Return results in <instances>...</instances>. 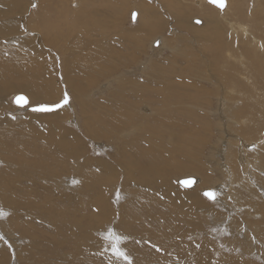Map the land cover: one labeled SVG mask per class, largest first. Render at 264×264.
<instances>
[{
  "label": "rangeland",
  "instance_id": "obj_1",
  "mask_svg": "<svg viewBox=\"0 0 264 264\" xmlns=\"http://www.w3.org/2000/svg\"><path fill=\"white\" fill-rule=\"evenodd\" d=\"M9 1L0 0L2 7L9 12L7 16H0V43L5 47L0 46V56L8 68L20 61L17 67L22 68L24 73L16 75L17 80L6 82L12 86L19 82L22 88L10 89L5 83L10 91L0 93V209L8 213L0 217V235L3 236L0 239V264H126L104 251V240L100 233L110 227L128 237L122 247L131 256L133 264H264V0H226L227 6L223 10L206 0H17L12 6L6 4ZM178 4L183 8V14H188L187 19L182 18L180 22L177 18L181 16ZM148 6L154 12L152 17L146 9ZM194 18L199 19V23ZM214 20H217L219 30L213 27ZM159 21L161 26L157 30ZM192 26L198 28L202 36L212 33L214 37H207L212 41L206 38V45L205 42L201 44L203 40L198 38L201 35L196 36L197 33L189 29ZM134 43L136 49L131 48ZM15 52L29 58L21 60ZM207 52L214 55L220 53V65L225 62V67H220L226 70L229 81L219 85L212 82L215 84L213 86L209 80L195 73L187 77L189 83L184 82L192 86L195 84L192 88H179L181 94L186 91L193 94L197 86L205 89L218 87L222 92L221 95L211 96L208 116L198 108L197 113L203 114L207 121L201 116L204 121L200 119L196 124L194 121L188 123L187 116L184 119V127H202H195L193 132L196 134L188 133V136L198 137L196 141L188 138L182 141L186 145L189 143L187 147L191 146L194 153L188 155L194 158L188 160L196 163L199 171L183 168L179 170L180 173L178 166L175 167L177 171L169 170L175 165L171 166L164 170L163 179L158 178L157 182L143 190V197L139 195V190L132 191V187L137 186L132 177L139 175V167L129 169L130 173L135 172L126 181L129 185H124L122 178L127 175L128 169L119 167L117 172L125 176L112 180L114 167L124 157L120 156L122 142L136 135V130L110 138L95 137L93 131H89L93 127L91 115L105 110L107 101L114 102L113 93L118 91L121 84L130 85L132 77L135 81L145 79L154 60L173 66L178 71L186 69L188 63L189 68L196 61L202 63ZM129 54L131 59L119 60ZM93 55L109 63L111 69L106 74L94 71L92 76L96 74V79L84 98L93 107L82 114L74 93L75 88L81 85L78 78L85 74L83 76L81 71L76 72L74 68L83 61H93ZM71 65L74 67H69ZM205 67L208 70V64ZM86 77L84 85L93 78ZM149 79L156 82L153 77ZM186 87L189 90L184 91ZM53 90L55 96L50 98L41 97L39 93H52ZM20 92L35 102L58 101L67 92L70 102L52 113L32 112L27 107L18 108L11 102L12 97ZM121 93L124 99L135 100L125 91ZM152 95L157 97L154 92ZM218 98H223L225 106L219 101L217 108ZM141 99L137 98L140 105L133 109L136 115H154L156 109L152 111L151 104ZM213 108L218 109L221 115L214 116ZM181 117L179 113L174 120L179 121ZM219 133H222V138ZM202 137L207 139L206 144H199ZM219 138L224 140L222 146L225 145V152L214 151L218 150L214 146L222 142L216 140ZM50 140L55 147L50 146ZM42 148H49V151ZM9 149L15 153L8 154ZM179 153L185 158L181 154L183 151ZM221 153L223 155L219 157ZM165 154L168 160L175 152ZM171 158V164L186 162L181 157L178 159L182 160L177 163L174 157ZM52 162L59 164L58 167L53 168ZM121 165L126 166V163ZM199 166L211 179H206L209 182L205 180L201 186L204 189H198L197 197L203 203V210L187 196L184 197L185 190H197V186L189 189L176 183L177 177L193 176L196 179L197 174H203L199 173L203 170ZM225 166L227 170L222 169ZM51 169L56 170L51 172ZM54 175L61 181L52 178L54 182H51L49 177ZM84 177L92 179L100 191H107L106 199L102 198L103 202L107 201L104 202L102 215L104 224L99 228L96 227L98 216L91 210V205L82 209V199L70 198L63 202L61 197L76 196V187L81 186ZM72 179L79 183L73 184ZM214 181L226 185L219 194V201H210L201 192L213 185ZM170 187L174 190L173 194H169L172 210L166 202L158 198L154 200V193L150 190L165 193ZM116 191L120 192L119 199L115 197ZM84 195L83 204H92L93 194ZM139 204L146 206L143 213L139 211L143 208ZM89 210L88 218H81ZM208 214L211 217L206 216ZM197 218L199 221L195 222ZM82 224L94 227L85 229ZM171 229L187 233L197 230L194 236H185V241L189 242H185L186 245L192 244L197 248H190L187 252L182 250V246L172 244L175 240L170 238ZM179 237H182L181 233ZM203 237L209 242L205 258H202L205 252H201L197 244ZM136 251L140 252L139 256Z\"/></svg>",
  "mask_w": 264,
  "mask_h": 264
},
{
  "label": "bare ground",
  "instance_id": "obj_2",
  "mask_svg": "<svg viewBox=\"0 0 264 264\" xmlns=\"http://www.w3.org/2000/svg\"><path fill=\"white\" fill-rule=\"evenodd\" d=\"M7 1V0H6ZM207 1V0H206ZM1 3V2H0ZM17 3V0H10L9 3L6 2V4H10L11 6L12 5H15ZM141 4H144V3H141ZM226 6H227V1H226ZM178 11L179 13H181L180 15L181 16H178V21L180 22V20L182 18H186L188 17V14H183V8L179 7V4H178ZM147 10L150 11L151 15H149L150 17L153 16V10L148 6L146 7ZM220 9V8H218ZM221 10V9H220ZM218 10V11H220ZM177 12V11H176ZM185 12V11H184ZM178 13V12H177ZM178 13V14H179ZM9 14V12L7 10L4 9V7H2V4H0V16L3 15V16H7ZM10 17V16H9ZM176 18V20H177ZM195 19V18H194ZM160 21H162L161 19H159ZM157 22V30L159 28V26H161V22ZM228 22V21H227ZM7 24V23H6ZM213 27H215V29L219 28L217 26V20H214L213 21ZM144 25V23H142V26ZM181 25H183L181 23ZM11 26V25H10ZM184 26V25H183ZM234 27V26H233ZM7 29V28H6ZM192 32H194L196 34V36L198 35H201L200 34V30L198 28H196L195 26L193 27H190L189 28ZM155 30V31H157ZM194 30H198V31H194ZM219 30V29H217ZM244 30V29H243ZM140 32H142L143 34H145V32L142 30V29H139ZM212 33L211 34H208V36H198V38H200V40L202 41L201 44L203 42H205L204 40L207 38V37H210V39L212 38L211 37ZM195 36V35H194ZM213 36V35H212ZM216 36V35H215ZM157 37V36H156ZM214 37V36H213ZM158 38V37H157ZM160 39V38H159ZM163 39V38H162ZM209 39V40H210ZM216 39V38H215ZM214 39V40H215ZM208 38H207V41H209ZM217 40V39H216ZM216 40L214 42H216ZM219 40V39H218ZM140 41V40H139ZM161 41V40H160ZM212 41V40H210ZM260 42V41H259ZM141 43V41H140ZM209 42H207L208 44ZM222 43V42H221ZM224 43V42H223ZM256 45H257V42H255ZM136 43L132 44L131 48L132 49H136L137 46L135 45ZM206 45V42L204 43ZM213 44V43H212ZM134 45V46H133ZM200 45V43H199ZM209 45V44H208ZM216 45V44H215ZM224 45V44H222ZM0 46H2V43H0ZM203 46V45H202ZM201 46V47H202ZM214 46V45H213ZM218 46V44H217ZM212 47V46H211ZM221 47V46H220ZM219 47V48H220ZM258 47V46H257ZM2 48H5L4 46H2ZM207 48V47H206ZM209 48V47H208ZM157 50V49H156ZM206 50V49H205ZM210 50V48H209ZM208 50V51H209ZM264 50V49H263ZM16 51V50H14ZM161 51V50H160ZM207 51V50H206ZM204 51V52H206ZM11 52V51H10ZM13 53V51H12ZM17 54V52H15ZM208 54L203 58V62L201 63H198L199 61H196L195 65H193L194 63H192L191 67L192 68H189V63L187 65V68L184 69V70H178L175 69L173 66H167V65H164L163 63H160V62H152V67L149 69V72L146 73L147 77L145 79H141V80H136L135 79H130L129 80V83L130 85H120L119 88H118V91L113 93L114 95V102H111V101H107L106 102V108L105 110H103L102 112L100 113H95V114H92V120H93V127L91 129H89V131H93V135L95 137H103V138H110L112 135H117V134H124V133H127L128 131H131L132 129L136 130V135L124 140L122 142V146H121V154L120 156H124L123 158H120V164L115 166L114 169H113V172L111 174V178L112 180L116 181L118 177H122V176H125L124 175H121L119 172H117V169H128L127 170V175L125 177H122L124 179V185H129V182H126L127 180H130L131 177H132V173L133 172H129V169L131 168V170H133L135 167H139V175H133L132 179L134 178L135 180V183L137 186H135V188L132 187V191H135L136 190H139V195L140 196H144V193H143V190L148 188V185L149 184H152V183H155L157 182L158 178L163 179V175L165 174L164 170L171 167V166H174L172 168H170L169 170H174L176 166H178V172H180L179 170L183 168H186L185 170H187V168H190L192 170H195L196 169V163H193L192 159V156L190 157L188 154H193L192 153V149H191V146H188L187 145L189 144H184L182 141L186 140L187 138L191 141H196V139L198 137H194V136H188V133H195L193 131H195V127L194 125L193 126H189L186 125L184 127V119H185V116H187V119H188V123H192L194 121V123L196 124V121L197 122H200V116L203 117V119H205V116L201 113H197L199 112L198 111V108H200L201 110H203V112H205L208 116V111L207 109L210 107V100H211V96H215L216 94L218 95H221V89L218 88V87H214V89H205L204 87H195V92L193 94L189 93L188 91L184 92V93H180L179 92V88L182 87V86H189L191 87L192 85H187L185 84L184 82L187 81L188 82V78L187 77H191L193 76L195 73L196 75H198L199 77H201L202 79H206V81H210L211 84L212 82L214 83H217V85L219 84H222V83H227L229 81V76L228 74L226 73V70H223V68L225 66H223L225 64V62L223 63V65L221 64L220 65V53L218 55H214L212 52H207ZM9 54V53H8ZM14 54V53H13ZM204 54V53H203ZM186 55H189V54H186ZM194 55V54H193ZM11 56V55H10ZM16 56H20V59H28L29 56L28 55H24V54H17ZM202 56V55H201ZM204 56V55H203ZM90 57V56H89ZM190 57V56H188ZM92 58V57H91ZM119 58V55L118 57ZM223 58V57H222ZM93 61L90 60V63L89 61L88 62H81V63H78L79 65H77L78 67H75L74 68V71H81L82 72V75L85 74L84 77H79L78 78V81L79 83H81L80 87H76L75 88V98L78 102V104L80 105V112L83 114L84 112H88V110L92 109V105L91 104H88L84 101V98H85V95L89 92L88 88L89 86L95 81L96 79V74L94 76H92L94 74V71L98 72V73H103V74H106V73H109V72H106V71H109L111 69V65L107 62H103V60L99 59L98 57L94 56L93 55ZM131 59V55L129 54V56L125 55L124 57H121V59L119 60H124V61H127ZM183 59V58H182ZM181 59V60H182ZM194 59V58H193ZM89 60V59H88ZM223 60V59H222ZM12 61V60H11ZM29 61V60H28ZM27 61V62H28ZM188 61V60H187ZM17 63V62H16ZM14 63L13 65H11V68H8L6 65V61L1 59V56H0V93L2 92H8L10 91L9 89L6 88V85L5 83L6 82H9L10 79H14V80H17V76L16 75H20V74H23L24 72H22V68H19L17 66H19L18 64L15 66ZM89 63V64H88ZM12 64V63H11ZM21 64V63H20ZM28 64V63H26ZM140 64V63H139ZM142 64V63H141ZM205 64H208V70L206 69L205 67ZM29 65V64H28ZM139 66V65H138ZM220 66H223V68H221ZM69 67H74L73 65L69 66ZM260 67H263V65H260ZM4 68H6L5 70H3ZM144 69V68H143ZM221 69V70H220ZM3 70V71H2ZM141 70V68H140ZM204 71V72H203ZM4 72V73H2ZM31 73V72H30ZM97 73V74H98ZM87 74V75H86ZM144 74V73H143ZM149 74V75H148ZM81 75V74H80ZM126 75V74H125ZM191 75V76H190ZM201 75V76H200ZM86 76H89V77H93L92 78V81L88 82L87 85H84L83 83V80L85 78V81L87 79ZM103 76V75H102ZM153 77L155 79L156 82H153L151 79H149V77ZM194 78V77H193ZM200 78V79H201ZM113 79V78H112ZM199 79V80H200ZM192 80V79H190ZM11 81V80H10ZM193 81V80H192ZM198 81V80H197ZM203 81V80H202ZM4 82V83H3ZM12 82V81H11ZM18 81H16L17 83ZM97 83V82H96ZM95 83V84H96ZM111 83V82H110ZM189 83V82H188ZM207 83V82H206ZM8 84V83H6ZM197 84V83H196ZM10 86V89L12 88H22V86L19 84V82L17 84H15L14 86H12L11 84H8ZM195 85V84H194ZM193 85V86H194ZM213 85V84H212ZM215 85V84H214ZM213 85V86H214ZM192 86V87H193ZM191 87V88H192ZM58 88V87H57ZM108 88V87H107ZM183 88V87H182ZM185 88V87H184ZM216 88V89H215ZM49 89V88H48ZM91 89V88H90ZM96 89V88H95ZM220 89V90H219ZM51 90V88H50ZM93 90V89H92ZM162 90V92H161ZM185 90H189L188 87H186ZM47 91V90H46ZM46 91H40L39 93L41 94V97H52V96H55L53 95L54 94V90L53 92H49L48 93ZM122 91H125L126 93L129 94V96L133 97L135 100L133 99H130V98H127V99H124L123 96H122ZM160 91V92H159ZM181 91V90H180ZM156 93L157 94V97H153L152 93ZM171 93V94H169ZM227 93V92H226ZM56 94V93H55ZM138 97H142L141 101L143 100H146L148 101V105L151 104L152 106V111L154 109H156L155 111V114L152 115V116H148V115H141V114H138L136 115V113L133 111V109L138 106V104L140 103L139 101H137V98ZM223 97V95H222ZM224 98V97H223ZM223 98H218L219 100H217L218 104L217 105V108H219L218 106H220L219 104V101H221V104L223 106L224 105V100ZM183 101V102H182ZM145 102V101H144ZM140 105V104H139ZM142 106V105H141ZM143 107V106H142ZM140 107V109L142 108ZM66 108V107H65ZM128 111H127V110ZM149 109V108H148ZM147 110V109H146ZM209 110H212L211 108ZM213 110L215 111V114L214 116H219L221 115L219 113V110L218 109H214ZM145 111V110H144ZM202 112V113H203ZM84 113V114H86ZM180 113V116L182 114V117L179 118L180 120H174V116L176 117L177 114ZM214 113V112H213ZM238 113V112H237ZM236 113V114H237ZM205 114V115H206ZM226 116V115H223V117ZM95 117V119H94ZM179 117V115H178ZM158 118V119H157ZM199 118V119H198ZM220 118V117H219ZM110 119V120H109ZM203 119H201L202 121H204ZM229 119V118H228ZM227 119V120H228ZM186 120V119H185ZM208 119H205V121H207ZM220 120V119H219ZM230 120V119H229ZM181 121L183 123H181ZM187 122V121H185ZM221 122V121H220ZM231 122H232V119H231ZM241 122V121H239ZM86 124V123H85ZM229 124V123H228ZM218 126H222L221 124H218ZM238 126V125H237ZM201 127V126H200ZM199 127V128H200ZM197 128V127H196ZM197 128V129H199ZM202 128V127H201ZM200 128V129H201ZM237 128V127H236ZM140 129V130H139ZM238 129V128H237ZM207 130V129H206ZM205 130V132H206ZM235 130V128H234ZM237 131V130H236ZM132 132V131H131ZM215 132V131H214ZM221 132V131H220ZM92 133V132H91ZM198 133V132H197ZM196 134V133H195ZM194 134V135H195ZM201 134V133H200ZM220 136L222 133H219ZM125 135V134H124ZM203 135V134H202ZM205 135V134H204ZM225 135V134H224ZM223 136V135H222ZM222 136L220 138H222ZM235 137V136H234ZM240 137V136H239ZM203 138V137H202ZM202 142L199 143V144H206V140L205 137L202 139ZM218 138V137H217ZM216 139L217 141H222V139ZM209 139V138H208ZM229 139V138H228ZM218 141V142H219ZM243 141V140H242ZM242 141H240L239 143H242ZM172 142V144H171ZM230 142V141H229ZM2 143V142H0ZM29 143V142H28ZM50 143V146L51 147H55L53 145V142L50 140L49 141ZM226 143H227V140H226ZM244 143V142H243ZM30 144V143H29ZM222 144H225L224 143V140L219 144H216L214 147L218 150H214L215 152L218 151L219 153L220 152H225L224 151V147L225 145L222 146ZM230 144V143H229ZM252 144V143H251ZM193 145V144H192ZM242 146V145H241ZM244 146H247L244 145ZM243 146V147H244ZM250 146V145H249ZM50 147V148H51ZM242 147V148H243ZM32 148V147H31ZM200 148V147H199ZM214 148V149H215ZM226 148V147H225ZM18 150V148H16ZM44 149L45 151H49V148H42ZM21 150V149H20ZM19 150V151H20ZM194 150V149H193ZM198 150V149H197ZM169 151H172L175 152L174 155H171L172 157H174L173 159L175 160V162H179V160L181 161L182 159H185L186 160V164L185 163H179V164H171L172 162L169 161V159L167 160V158L165 156H167L165 153H169ZM183 151V155H185V158L180 156V153ZM213 151V150H212ZM33 152V151H32ZM217 152V153H218ZM7 153L8 154H12V153H15V151L13 149H9L7 150ZM163 153L165 155H163ZM196 153V152H195ZM211 153V151H210ZM214 153V152H212ZM34 154V153H33ZM40 154V153H38ZM13 155V154H12ZM218 155V154H216ZM223 154H219V157L222 156ZM234 155V154H233ZM39 156V155H38ZM175 156H177L178 158L181 157L182 159H178L176 158ZM194 156V155H193ZM218 157V156H217ZM225 157V156H224ZM11 158V157H10ZM188 158H192L191 159V163L189 162ZM226 158V157H225ZM224 158V159H225ZM8 159V158H7ZM172 159V158H171ZM215 160V158H213ZM9 160V159H8ZM12 160V158H11ZM227 158L225 159L224 162H226ZM13 161V160H12ZM169 161V162H168ZM197 161V159H196ZM123 162L126 163V166L124 165H121ZM195 162V161H194ZM198 162V161H197ZM215 162V161H213ZM212 162V163H213ZM16 163V162H15ZM53 163V162H52ZM51 163V164H52ZM163 163V164H162ZM216 163V162H215ZM54 164V163H53ZM160 164V167H158ZM162 164V165H161ZM194 164V165H192ZM36 165V164H35ZM59 164H54L53 168H56V166L58 167ZM158 165V166H157ZM199 165V164H197ZM216 165V164H215ZM224 165V164H223ZM27 166V165H26ZM51 166V165H50ZM47 167V166H46ZM45 167V168H46ZM120 167V168H119ZM201 167V166H199ZM23 168V167H22ZM25 168V167H24ZM23 168V169H24ZM36 168V167H35ZM202 168V167H201ZM203 169V168H202ZM223 170H227L226 166L225 167H222ZM25 170V169H24ZM56 169H51V172H54ZM137 170V169H136ZM168 170V169H167ZM176 170V169H175ZM197 171H199L198 169H196ZM177 171V170H176ZM196 171V172H197ZM206 171V170H205ZM124 172V170L122 171ZM126 172V171H125ZM168 171H166L167 173ZM184 172V171H183ZM193 171H191L190 173H192ZM203 173V174H200L198 175L197 173V177H196V183L193 185V186H197V190L195 189H192V188H189V189H192V190H185L184 191V197H186L187 199H189L190 201H193L196 206L203 210L204 208L202 207L201 204H203L201 202V200L197 197V194H198V189L203 186V184L205 183V180L208 179L209 177L206 176L205 172H204V169L202 171H200L199 173ZM218 172V171H217ZM229 172V171H227ZM232 172V171H231ZM135 173V172H134ZM133 173V174H134ZM171 173V172H170ZM173 173V172H172ZM175 173V172H174ZM181 173V172H180ZM118 174V175H117ZM137 174V172H136ZM210 174V173H209ZM218 174V173H217ZM231 174V173H230ZM195 175V174H193ZM204 175V176H202ZM226 175V174H225ZM137 176V177H136ZM230 177H232L231 175H229ZM68 177V176H67ZM145 177H149V178H146ZM181 177V176H180ZM51 180L52 178L56 181H61L56 175L54 176H50L49 177ZM73 178V177H72ZM218 178V177H217ZM210 179V178H209ZM208 179V180H209ZM220 179V178H219ZM227 179V177H226ZM231 179V178H230ZM67 179L64 180V182H66ZM73 180V179H72ZM122 180V179H121ZM206 180V181H208ZM211 180V179H210ZM209 180V181H210ZM46 181V180H45ZM50 181V180H49ZM55 181V182H56ZM68 181V180H67ZM70 181V180H69ZM208 181V182H209ZM51 182H54L53 180ZM171 182V181H169ZM224 183V181H221ZM229 182V181H228ZM226 182V183H228ZM62 183V182H61ZM67 183V182H66ZM257 183V182H256ZM122 184V183H121ZM213 184V183H212ZM238 184V183H237ZM64 185V184H63ZM132 185V184H131ZM228 185V184H227ZM80 185H77V192H76V196H72V195H65V196H61L62 197V200L63 202L66 201V200H70V198H75L77 200H83V198H85L86 196L84 195V193H88V194H93V200H92V204H83V201L81 200V208L84 209L85 207L91 205V210L94 212H96L97 214V218H96V221L98 222V224H96V222H93L94 224H96V227L99 228V227H102L103 226V216H104V213H103V210L105 209L104 207V202L106 203L107 201L105 200L104 202L102 201V198L106 199V195H107V191L106 190H99L97 184L90 178H87V177H84L83 178V182L81 184V186L79 187ZM212 186V187H211ZM116 187V186H115ZM130 187V186H129ZM208 187V186H206ZM229 187V186H227ZM47 188V187H46ZM51 188V185L50 187ZM48 188V189H49ZM56 188H60V187H56ZM203 188V187H201ZM209 188H212L214 190H216L219 194L222 190H225L226 188V185L224 184H221V183H215L214 181V184L213 185H210ZM208 188V189H209ZM239 188V187H238ZM260 188V187H259ZM52 189V188H51ZM54 189V188H53ZM128 189V188H127ZM204 189V188H203ZM151 190V193H154V200H156L158 198V200H161L163 201L164 203L166 202V205L167 207H169L170 210L173 209V204H172V201L170 200V197H169V194H173L174 193V190L172 187L168 188L165 190V193H161L160 191L157 192L156 189H150ZM201 190V189H200ZM128 191V190H127ZM62 192V191H61ZM72 192V191H71ZM113 192V191H112ZM117 192V191H116ZM129 192V191H128ZM203 192V191H201ZM23 193V192H22ZM58 194V193H56ZM116 194V193H115ZM122 194V193H121ZM224 194V193H223ZM47 195V194H46ZM59 195V194H58ZM199 195V194H198ZM222 195V194H221ZM83 196V197H82ZM117 195H115L116 197ZM125 196V195H123ZM226 196V195H225ZM221 196L218 195L217 197V201H219V198ZM230 197V196H229ZM233 197V196H232ZM90 198V197H89ZM135 198H138V197H135ZM163 198V199H161ZM225 198V197H224ZM228 197H226V200ZM19 199V198H18ZM134 199V198H132ZM132 199L130 200V202L132 201ZM223 200V198H222ZM249 200V199H248ZM224 201V200H223ZM151 202H156V201H151ZM227 203V201H225ZM224 202V203H225ZM161 203V202H160ZM220 203V202H219ZM128 204V203H127ZM153 204V203H152ZM131 205L134 206V204L131 203ZM142 205L141 207H143V204H139V206ZM161 205V204H160ZM132 206V207H133ZM137 206V205H136ZM257 206V205H256ZM69 207V206H68ZM144 207H146L144 205ZM142 208V210L138 209L140 212L142 211V213L146 210V208ZM232 207V206H231ZM237 207V206H235ZM140 208V207H139ZM136 209V208H135ZM161 209H164V208H161ZM167 209V208H166ZM165 209V210H166ZM232 209V208H231ZM71 210V209H70ZM78 210V209H77ZM137 210V209H136ZM137 210V211H138ZM160 210V208H159ZM200 210V211H201ZM133 210L130 209V212H132ZM136 211V213H137ZM148 211V210H147ZM91 212L90 210L87 211V213H83L81 215V218H88L87 214ZM134 212V211H133ZM149 212V211H148ZM151 212V211H150ZM168 212V211H166ZM252 212V211H251ZM254 212V211H253ZM135 213V212H134ZM139 213V212H138ZM141 213V214H142ZM140 214V213H139ZM211 214V213H210ZM210 214L206 215V216H209ZM74 215V214H73ZM103 215V216H102ZM143 215V214H142ZM212 215V214H211ZM211 215L209 217H211ZM132 217V216H131ZM195 218V217H193ZM94 219V218H93ZM162 219V218H161ZM191 219V218H190ZM198 219V218H197ZM191 221H193L191 219ZM195 222L196 221H199L198 220H194ZM114 222V221H112ZM162 222V221H161ZM193 223V222H192ZM50 224V223H49ZM110 224V223H109ZM164 224V223H163ZM52 225V223H51ZM59 225V224H58ZM112 225V224H111ZM115 225V224H114ZM61 226V225H60ZM82 226H84L85 229H90L93 228L94 226L91 225V224H82ZM109 225H107L106 227H108ZM113 226V225H112ZM231 226V225H230ZM234 226V225H233ZM232 226V227H233ZM51 227V226H50ZM57 227V226H55ZM236 227V226H235ZM234 227V228H235ZM65 228V226H64ZM57 229V228H56ZM60 229V228H59ZM62 229V228H61ZM104 229V228H103ZM101 229V230H103ZM108 229V228H107ZM161 229V228H159ZM170 229V228H169ZM173 229V228H172ZM171 229V236L170 238L173 240H175V242H173L172 244L174 245H180L182 246V250L183 251H190V248L192 249H195L197 248V246L194 248V246H192V244H189V245H186V243H189L187 241H185V236H189L190 234L192 236H194L196 233L197 230H191L190 233H187V232H184V231H181V230H177V231H173ZM226 229V228H224ZM167 230V229H166ZM235 230V229H234ZM61 231V230H60ZM105 231V230H104ZM162 231V230H161ZM199 231V230H198ZM210 231V230H209ZM240 231V230H239ZM100 232V231H99ZM102 232V231H101ZM241 232V231H240ZM87 233V232H86ZM90 233V232H88ZM164 233V232H162ZM179 233L182 234V237H179L178 238V235ZM95 234V233H94ZM189 234V235H187ZM248 234V233H247ZM241 235H242V232H241ZM244 235V233H243ZM58 236V235H57ZM96 236V235H95ZM191 236V237H192ZM245 236V235H244ZM243 236V237H244ZM63 237V236H62ZM65 237V236H64ZM169 238V239H170ZM206 237H203L201 238V242L197 243L198 244V247L200 248L201 252L203 250V252H205L203 254V257L202 258H205L207 257V253H208V245H209V242L207 240H205ZM90 240V239H89ZM167 240V239H165ZM251 240V239H250ZM255 240V239H254ZM92 241V240H91ZM169 241V240H168ZM167 241V242H168ZM79 242V241H77ZM142 242V241H141ZM166 242V241H165ZM186 242V243H185ZM81 243V241L79 242ZM163 243V242H162ZM91 244V243H90ZM240 245V244H239ZM74 246V244H73ZM82 246V244H81ZM87 245H85L86 247ZM165 246V245H164ZM83 247V246H82ZM166 248H167V245H166ZM199 251V250H198ZM186 252V253H187ZM235 252V251H234ZM90 253V252H88ZM200 253V252H199ZM243 253V252H242ZM136 254H138V256L140 255V252L136 251ZM71 255V254H70ZM246 256V255H245ZM95 259V258H94ZM147 259V258H146ZM195 259V257H194ZM221 260V259H220ZM96 261V260H94ZM114 261V260H113ZM181 262V261H180ZM195 262L197 263L196 259H195ZM194 262V263H195ZM224 262V261H223ZM114 263V262H113ZM161 263H164L165 262H161ZM192 263V262H191ZM168 264V262H167ZM200 264V263H199ZM242 264V263H241Z\"/></svg>",
  "mask_w": 264,
  "mask_h": 264
},
{
  "label": "snow or ice",
  "instance_id": "obj_3",
  "mask_svg": "<svg viewBox=\"0 0 264 264\" xmlns=\"http://www.w3.org/2000/svg\"><path fill=\"white\" fill-rule=\"evenodd\" d=\"M210 3L215 4L221 10L226 6V0H209ZM35 7V5H33ZM135 17V14H133ZM199 23V21H198ZM159 44V41H157ZM11 102L15 104L18 108H29L32 112L38 113H52L58 109L63 108L68 105L70 102V96L67 92H64L63 97L58 101L53 102H35L30 100L29 96L20 92L12 97ZM15 117H13L14 119ZM73 184L79 183V181L73 179ZM176 183L183 188H191L195 183L196 179L192 176H185L184 178L177 177ZM117 198H120V192L116 193ZM202 195L210 201H215L219 193L209 188L204 190ZM8 213L0 209V217L7 216ZM103 236L104 240V251L110 252L117 260H123L126 264H133L131 256L128 254L126 249L122 247L123 243L128 239L127 236L119 234L114 228H108L106 232L100 233ZM0 239H3V236L0 235ZM11 246V245H9ZM111 264V262H110Z\"/></svg>",
  "mask_w": 264,
  "mask_h": 264
},
{
  "label": "water",
  "instance_id": "obj_4",
  "mask_svg": "<svg viewBox=\"0 0 264 264\" xmlns=\"http://www.w3.org/2000/svg\"><path fill=\"white\" fill-rule=\"evenodd\" d=\"M208 2H209V0H207ZM210 3V2H209ZM212 4V3H211ZM214 6H216L215 4H213ZM217 7V6H216ZM218 8V7H217ZM133 14H135V13H133ZM132 14V18H134V15ZM196 23H198V21H199V19H195L194 20ZM193 177V176H192ZM182 178H184V177H182ZM205 190H207V189H205ZM204 191V190H203ZM203 193V192H202Z\"/></svg>",
  "mask_w": 264,
  "mask_h": 264
}]
</instances>
